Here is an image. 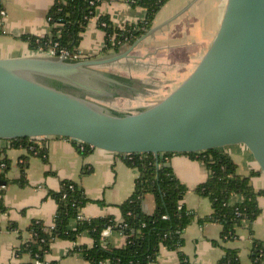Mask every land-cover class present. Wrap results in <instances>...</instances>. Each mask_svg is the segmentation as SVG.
<instances>
[{
	"label": "crops",
	"instance_id": "crops-1",
	"mask_svg": "<svg viewBox=\"0 0 264 264\" xmlns=\"http://www.w3.org/2000/svg\"><path fill=\"white\" fill-rule=\"evenodd\" d=\"M56 2L57 0H1L4 15H1L0 20V59L40 55L41 52L32 51L21 37L32 35L44 38L49 35L51 26L48 14ZM226 3L227 0H169L155 18L152 28L157 30L133 51L135 59L123 60L124 63L131 61L148 71L152 68L160 74L171 73L170 70H174L172 66L181 65L176 69L182 68L187 73L180 76L182 79L175 85L178 87L211 46L220 28ZM105 16L114 26L122 27L145 19L146 10L132 6L128 0L103 1L96 9V17L90 20L82 36L78 49L81 58L92 59L114 53L104 52L105 35L98 27V20ZM124 77L136 82L140 91L121 94L118 98L132 100L145 97L148 88H154L152 86L160 83L154 82L160 80H151L147 76L131 78L126 74ZM161 81L163 82L162 79ZM116 99L105 105L109 107ZM141 107L148 106L143 104ZM41 140H45L43 146L47 150V162L38 156L29 157L26 150L11 148L8 141L0 140V149L4 150V156L10 162L7 181L2 183L3 195L0 196L6 208L5 212H0V264L31 262L28 255L19 256L18 251L23 241L30 238L28 228L32 221L53 225L57 204L50 192L59 191L64 181L76 182L90 200L82 210L83 218L112 217L120 221V206L132 196L139 178V171L129 167L119 155L93 149L85 156L77 143L70 140ZM224 150L237 164L238 174L250 177L256 192L264 191V175L247 148L236 145ZM23 156L29 157L25 185L17 183L21 179L20 163ZM169 163L177 178L188 188L183 205L196 215L195 221L183 234L184 246L181 251L187 257L188 264H217L227 250L239 251L240 264H254L253 237L248 223L239 229L236 240L223 241V227L220 224L199 222V219L207 218L213 213L210 200L196 192L197 187L209 179L210 172L206 164L184 154H172ZM253 172L256 175H252ZM242 202L240 195L231 198V204ZM258 204L261 214L254 222V236L264 241V195L258 197ZM144 207L149 213L154 211L153 196L146 197ZM11 224L16 229L11 228ZM75 225L76 223H72L73 228ZM105 239L110 248H121L126 244V237L118 232H112ZM92 245L93 240L88 234L81 236L77 242L57 240L51 245L46 261L49 264H89L82 254L74 250L76 246ZM151 264H180V260L176 251L163 247L157 262Z\"/></svg>",
	"mask_w": 264,
	"mask_h": 264
},
{
	"label": "water",
	"instance_id": "water-1",
	"mask_svg": "<svg viewBox=\"0 0 264 264\" xmlns=\"http://www.w3.org/2000/svg\"><path fill=\"white\" fill-rule=\"evenodd\" d=\"M156 30L98 58L0 59V140L61 138L125 160L151 154L158 165L165 154L243 145L264 175V0H227L211 46L165 98L136 112L110 110L119 89L140 90L103 69L135 59Z\"/></svg>",
	"mask_w": 264,
	"mask_h": 264
},
{
	"label": "trees",
	"instance_id": "trees-1",
	"mask_svg": "<svg viewBox=\"0 0 264 264\" xmlns=\"http://www.w3.org/2000/svg\"><path fill=\"white\" fill-rule=\"evenodd\" d=\"M103 1L105 0H57L48 14L51 33L44 38L24 35L21 40L35 52L48 53L53 49L57 51L64 49L75 53L80 47L90 20L96 17V9ZM168 1L128 0L132 6L146 10L145 19L137 24L116 27L107 16L100 17L98 27L105 35L104 52H120L123 48L132 46L151 30L157 14ZM44 142L45 140L38 139L8 141L11 148L24 149L29 153V157L38 156L47 162ZM77 145L85 156L93 151L88 146ZM0 152V165L5 164L4 168L0 166L2 196V183L7 181L6 174L10 162L4 156V150L0 149ZM184 155L203 161L210 172L209 179L200 184L196 192L210 200L213 213L207 218L199 219V222L220 224L223 227L221 234L223 241L236 240L239 229L248 223L253 237L252 260L254 264H264V241L255 238L252 229L253 223L261 214L258 197L264 195V191L256 192L250 177L238 174L237 164L224 149ZM171 156L172 154L162 155L159 165L151 154L137 155L126 160L129 167L139 171V178L132 196L120 206L122 213L120 221L112 217L83 218L82 210L90 200L76 182L64 181L59 191L50 192V196L57 204L53 225L32 221L28 228L30 238L23 241L18 251L19 256L28 255L31 262L27 264H35V261L49 264L46 256L53 242L57 240L77 242L81 236L88 234L93 240V245L76 246L74 252L82 254L89 264H151L157 262L163 247L176 251L180 264H188L187 257L181 251L184 246L183 234L195 221L196 215L183 205L188 188L177 178L173 168L166 166ZM29 157L21 158V179L17 182L21 185L27 183ZM252 175L256 173L253 172ZM234 195H240L243 202L231 204ZM148 196L155 199V209L152 213L147 212L144 207ZM5 211L1 197L0 212ZM165 216L167 219H164ZM72 223H76L74 228ZM11 228L16 229V226L11 224ZM109 228L126 237V244L123 247H109L107 240L103 238L104 231ZM217 264H240L239 251L227 250Z\"/></svg>",
	"mask_w": 264,
	"mask_h": 264
},
{
	"label": "rangeland",
	"instance_id": "rangeland-1",
	"mask_svg": "<svg viewBox=\"0 0 264 264\" xmlns=\"http://www.w3.org/2000/svg\"><path fill=\"white\" fill-rule=\"evenodd\" d=\"M42 54L45 55L44 53H40V55ZM177 66L181 65H174L172 66L174 70H170L171 73L164 72L162 74L154 71L152 68L148 71L146 70V68H143L142 65L134 64L131 61L129 63H124V61H121L120 64L117 63L115 66L104 68L103 70L107 72H111L113 74H117L123 77L128 74L131 78H141L147 76L150 77L151 80H160L154 81L160 83H157L158 86H152L154 88H148L147 93L144 94L145 97L140 96L132 100L120 97L114 100L113 103L109 105V107L107 105L106 106L112 111L124 114L139 111V109L142 108L141 106H143V104L150 106L159 102L177 88V86H175L176 83L182 79L180 76L185 75L187 73L185 71H182V68L176 69ZM162 75L167 76L169 78L163 77ZM161 79L164 83L161 81ZM165 79H167L168 81H166ZM255 224L256 223H253L252 225L253 231Z\"/></svg>",
	"mask_w": 264,
	"mask_h": 264
},
{
	"label": "built area",
	"instance_id": "built-area-1",
	"mask_svg": "<svg viewBox=\"0 0 264 264\" xmlns=\"http://www.w3.org/2000/svg\"><path fill=\"white\" fill-rule=\"evenodd\" d=\"M0 15H4V12L0 11ZM44 54L48 55V56H59V57H64V58H68V59H80L81 58V56H80L78 51H76L75 53H71L68 50H64V49H62L60 51H57L56 49H53L50 52L44 53ZM0 166H1V168H4L5 164L3 163ZM80 218H82V216ZM164 219H167V217L165 216ZM112 232L113 231H112L111 228L105 230L104 233H103V238L104 239L107 238ZM35 264H44V263L41 262V261H35Z\"/></svg>",
	"mask_w": 264,
	"mask_h": 264
},
{
	"label": "flooded vegetation",
	"instance_id": "flooded-vegetation-1",
	"mask_svg": "<svg viewBox=\"0 0 264 264\" xmlns=\"http://www.w3.org/2000/svg\"><path fill=\"white\" fill-rule=\"evenodd\" d=\"M135 88L139 90V86L137 84H135ZM118 93L122 95L126 94V92L122 91L121 89L118 90Z\"/></svg>",
	"mask_w": 264,
	"mask_h": 264
}]
</instances>
